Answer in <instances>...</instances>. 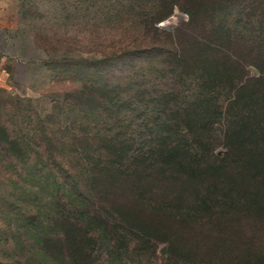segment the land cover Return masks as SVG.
<instances>
[{
    "label": "trees",
    "instance_id": "1",
    "mask_svg": "<svg viewBox=\"0 0 264 264\" xmlns=\"http://www.w3.org/2000/svg\"><path fill=\"white\" fill-rule=\"evenodd\" d=\"M117 1L118 16H111L114 25L109 24L111 30L119 32L118 55L100 59L92 55L89 68L97 75L78 81L81 84L75 92L63 96L57 104L62 114L56 116L57 111H53L51 120L46 116L25 131V137L31 135L28 143L11 129L22 123L19 111L11 115L10 124L0 117V130L8 134L6 140H0V155L10 154L7 147L14 146V151L22 154L19 158L25 159L15 170L16 177L10 174L15 169L11 165L0 167V176L17 192L15 199V194H9L10 201L0 194V205L4 209V203L9 204V216L25 206V224L11 220L15 226L8 249L11 256L26 254L29 264H72L70 255L63 261L64 255L54 248L63 235L59 223L65 210L60 201L66 202L84 237L92 239V248L97 246L105 240V232L94 206L108 196V185L135 173L140 159L176 157L188 163L187 155H199L197 147L201 149L190 137L193 110L200 109L194 111L199 117L220 119L223 111L234 110L242 102L243 121L233 128L236 138L226 144V150L228 156L235 155L234 164L243 168L242 181L246 178V185H239L252 210L253 224L246 242L249 264H264V104L258 109L252 102L258 97L264 99V90H247L250 83H264V62L258 58L264 55V0H234L247 3L242 11H251L247 30L234 28L237 22L229 24L227 4L231 0ZM174 9L186 14L188 20L172 28L156 26ZM225 9V17L218 21ZM158 13L163 16L157 17ZM104 14L106 19L108 11ZM205 27L210 31L207 38L200 32ZM239 47L254 52L255 58L231 60L232 49L241 50ZM131 57L136 58L133 62L138 58L141 61L139 74L132 69L124 75L122 68L117 82L98 75L110 61ZM83 63L71 65L79 67ZM250 66L257 72L251 77L247 70ZM55 117L64 120V125L56 124ZM195 124L201 127L197 121ZM59 127H64L66 135ZM205 146L211 144H204L203 149ZM34 149H42L43 155H23ZM65 152L72 155H63ZM26 170L22 178L20 172ZM241 237H237L240 247L244 246Z\"/></svg>",
    "mask_w": 264,
    "mask_h": 264
},
{
    "label": "rangeland",
    "instance_id": "2",
    "mask_svg": "<svg viewBox=\"0 0 264 264\" xmlns=\"http://www.w3.org/2000/svg\"><path fill=\"white\" fill-rule=\"evenodd\" d=\"M236 1L227 4V14H231L229 24L237 22L238 27L234 28L247 30L252 20L251 11H242V6L247 3ZM116 2L0 0V117L10 124L13 121L11 115L19 111L18 118L22 123L11 129L18 131L16 135L24 137L25 142L31 139L30 134L25 137V131L46 120V116L51 120L53 111H57L56 116L62 114L57 104L63 96L75 92L77 84H81L78 81L97 75L89 68L92 55L96 54V59L103 55H118L119 38L116 37L119 32L111 30L110 26L114 25L110 17L118 16L115 14ZM225 13L226 9L218 21ZM156 16L163 15L158 13ZM187 20L186 14L174 9L156 26L172 28ZM201 29L207 38L210 35L208 27ZM240 49H232L235 52L231 60L242 62L255 58L248 48ZM216 58L223 60L220 55ZM258 58L264 62V55ZM135 59L110 61L98 75L117 82L122 68L124 75H129L132 69L139 74L137 69L141 67V61L138 58L133 62ZM81 61H84L82 66L71 65ZM142 68L146 67L143 65ZM247 70L249 77L257 74L251 66ZM257 84H248L247 90L263 91L264 83ZM252 102L259 109L264 99L258 97ZM243 106L238 102L234 110L223 111L220 119L199 117L194 111L200 109H192L190 137L201 146L202 150L197 147L199 155H187L188 163L176 157L140 159L133 169H136L135 173L108 185L105 189L108 196L94 206L105 232V240L97 246L92 248V239L84 237L80 227L73 222L66 202L60 201L65 210V217L59 223L63 235L54 248L64 255L61 260L66 261L65 255H70L72 264H249L246 242L253 224L252 210L239 185L241 182L246 185V178L242 181L243 168L234 164L235 155L228 156L226 150V144L236 138L232 134L233 128L242 124L240 111L244 114ZM59 119L55 117L54 122L64 125L65 121ZM196 121L201 127L196 126ZM59 128L61 134L66 135L64 127ZM6 135L7 132L0 130V140H6ZM10 139L13 143L12 137ZM206 143L211 146L203 149ZM14 149V146H8V155L1 152L0 167L11 165L15 169L10 174L15 176V170L21 168L25 159L21 160L22 154ZM62 154L72 155L70 152ZM23 155H43V151L34 149ZM27 172L21 171V177L24 178ZM12 193L15 194L12 199H15L17 192L0 176L1 196L10 201L9 194ZM8 205L4 203V209L0 205L3 213H0V261L4 264L9 259L8 264H29L26 254L16 253L15 257L8 250L15 228L11 220L16 219L17 225H24L25 206L16 208L9 216ZM240 234L244 242L241 247L237 245Z\"/></svg>",
    "mask_w": 264,
    "mask_h": 264
},
{
    "label": "water",
    "instance_id": "3",
    "mask_svg": "<svg viewBox=\"0 0 264 264\" xmlns=\"http://www.w3.org/2000/svg\"><path fill=\"white\" fill-rule=\"evenodd\" d=\"M179 19V18H178ZM254 71V70H253ZM254 73H256V71H254Z\"/></svg>",
    "mask_w": 264,
    "mask_h": 264
}]
</instances>
